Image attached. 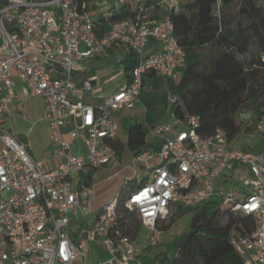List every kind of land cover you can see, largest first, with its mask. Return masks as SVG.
Segmentation results:
<instances>
[{"label": "built area", "instance_id": "obj_1", "mask_svg": "<svg viewBox=\"0 0 264 264\" xmlns=\"http://www.w3.org/2000/svg\"><path fill=\"white\" fill-rule=\"evenodd\" d=\"M107 1V12L96 18L88 0H0V264H85L87 243L107 254L93 264H143L160 243V223L172 209L197 207L216 195L222 207L253 219L250 233H230L235 253L243 264H264V146L233 147L219 127L202 135L195 114L180 118L169 109L170 120L144 123L154 143L146 140L147 147L133 155L141 165L134 171L139 181H127L125 194L104 204L87 227L78 220L79 213H90L93 172L119 164L113 114L141 102L145 75L176 80L186 57L172 20L181 0H159L153 5L163 13L159 18L149 15L147 0ZM221 5L222 0L213 4L217 19ZM123 7L127 15L113 19ZM150 40L160 49L149 51ZM114 48L135 53L137 63L117 89L93 97L96 80H75L77 63ZM36 96L43 100L57 159L53 168H43L6 126L16 115L25 117L24 100ZM176 100L168 98L170 105ZM238 118L264 141V115L243 110ZM236 167L248 173L241 176L247 190L217 182ZM143 171L147 181L141 184ZM119 207L137 214L134 235L122 232L127 220Z\"/></svg>", "mask_w": 264, "mask_h": 264}, {"label": "trees", "instance_id": "obj_2", "mask_svg": "<svg viewBox=\"0 0 264 264\" xmlns=\"http://www.w3.org/2000/svg\"><path fill=\"white\" fill-rule=\"evenodd\" d=\"M158 1L147 0L146 4L155 5ZM234 1L222 0L220 19L212 13L215 0L181 2V10L172 16V20L186 57L181 73L168 86L169 92L177 98L170 111L180 118L186 114L197 115L200 121L197 131L202 135H211L216 128H223L230 142L242 130L236 117L245 105L250 102L259 107L253 87L257 74L264 69V0L263 4L258 0H236L238 6L230 10ZM126 15L127 7H123L112 18ZM119 62L129 78L137 63L136 54L128 52ZM147 76L153 74L143 77L144 85ZM150 99L154 101L153 96ZM161 107L166 108V104ZM153 114V110L145 111L146 125L156 122ZM146 125L134 123L127 130L125 146L133 155L147 147ZM114 146L118 155L124 149L121 140ZM146 181L147 177H144L140 183ZM220 207L219 201H207L186 208L192 211L190 230L175 236L176 254L168 256L158 252L154 259L159 264H243L229 236L232 232L250 233L253 219L234 214L229 207H224L221 212ZM223 214L227 215L226 220H223ZM138 228L137 219L121 226L122 232L130 235H134Z\"/></svg>", "mask_w": 264, "mask_h": 264}, {"label": "rangeland", "instance_id": "obj_3", "mask_svg": "<svg viewBox=\"0 0 264 264\" xmlns=\"http://www.w3.org/2000/svg\"><path fill=\"white\" fill-rule=\"evenodd\" d=\"M184 1V0H183ZM260 4H263V0H258ZM105 2V1H103ZM239 1H234L230 4V10L236 8ZM124 56V53L120 51H113L108 54L91 57L86 62H79L80 76H88L87 78L95 79V89L93 91V97H102L109 94L114 90L122 81H124L123 66L119 62L120 57ZM151 77V76H150ZM149 77V78H150ZM175 80L168 79L163 76H152V79L146 80V88H152V91L148 92L143 89L140 95V101L143 104L141 107L142 114L146 110H153L154 120L160 122L166 118V108L171 106L168 98L174 95L169 92L168 86ZM254 91L257 93V102L259 107L251 105L248 102L243 110H252L255 114L264 115V69H261L257 74L254 81ZM151 96L154 97V101H151ZM93 97L87 98V101L93 102ZM166 104V108L161 107ZM26 114L25 117H18L16 120L9 119L6 122L7 127H11V130L19 137L25 138L32 149L34 158L41 163L43 168L52 167L57 163L53 152L47 148L48 136H47V121L44 118L43 113V100L40 97H31L25 103ZM141 114V115H142ZM236 119L239 121L238 116ZM141 124L145 123L143 117H140ZM242 124V123H241ZM128 125L123 123V126L118 131V138L124 144L117 157L119 162L116 166H107L98 169L93 172V194L89 203L90 213L87 215H77L78 220L82 221L84 227H87L88 223L92 221L95 216L101 210V207L110 201L117 193L125 194L127 186L125 183L136 184L140 178H135L134 171L138 172L141 165L133 159V153L125 146L127 141V128ZM125 129V130H124ZM147 142L152 140L151 136L147 134ZM260 141L259 135L248 126L242 124V130L238 136L232 140V144L237 147H243L245 150H255L258 142ZM257 143V144H255ZM262 147V146H261ZM148 174V173H147ZM146 175L143 171L141 178ZM147 176V175H146ZM241 176L248 178V173L243 168H239L233 174L231 171L225 172L223 177H219L217 182L223 184L225 188H232L235 190L241 189V191L247 190L248 186L243 184ZM227 179V181H224ZM212 200H219V196L216 195ZM120 203V201H119ZM194 208V207H192ZM121 215H125V220L132 223L134 219H137V214L132 211H127L122 207H119ZM221 212L224 207H220ZM74 217H76L74 215ZM192 217V211L186 210L184 207L172 209L169 216L160 223V227L163 230L160 243L153 247L147 258L142 260L143 264H159L154 256L158 252H164L168 256L176 254L175 236L182 233H187L190 230V220ZM223 220L227 219V215L223 214ZM144 234V229H140V235ZM88 252V251H87ZM89 256L86 259V264H89L94 257H104V253L96 250L94 254L89 251Z\"/></svg>", "mask_w": 264, "mask_h": 264}, {"label": "crops", "instance_id": "obj_4", "mask_svg": "<svg viewBox=\"0 0 264 264\" xmlns=\"http://www.w3.org/2000/svg\"><path fill=\"white\" fill-rule=\"evenodd\" d=\"M105 1V2H103ZM183 0H181L182 2ZM89 2V6H90V9L92 11V14L96 17V18H99V17H102L108 10V1L107 0H88ZM148 7V13L151 17L153 18H159L163 15V13L158 9L156 8L155 6L153 5H147ZM147 49L149 51H154V50H159L160 49V46L158 43H156L155 41L153 40H150L149 43H148V46H147ZM113 51H120L119 48H114L112 49L110 52H113ZM109 52V53H110ZM108 54V53H107ZM99 57V56H98ZM124 56L120 57L119 61L123 58ZM80 68H79V65L76 66V69H75V72H74V78L75 80H77L78 82L82 81L83 79H86L88 76H80V74H78ZM148 75V74H147ZM128 78H126L125 74H124V81H127ZM149 79H152V77L149 78V76H147V80ZM122 83H120L119 85H121ZM118 85V86H119ZM117 86V87H118ZM117 87L115 89H117ZM114 89V90H115ZM112 90V91H114ZM144 90L146 91H152V88H146V86H144ZM31 97H27L25 100H24V103L30 99ZM143 106V104L140 102L134 109L132 110H127V111H122V112H116L113 114V118L119 123V129L123 126V123L128 125L127 128H126V131L128 130L129 126L133 125L134 123H141L140 122V117H143L144 120H145V115L142 114V111H141V107ZM169 109H170V106L166 108V118L165 120H162L160 122H163V121H168L170 120V117H169ZM142 114V115H141ZM18 117H22V116H19V115H16L15 117H12L10 119H13V120H16V118ZM46 120V119H45ZM47 121V120H46ZM158 122V121H156ZM155 122V123H156ZM47 125V136H48V143H47V148L46 149H49L52 151L51 149V144H50V140H49V134H48V124ZM125 130V129H124ZM119 131V130H118ZM28 146V149L29 151L31 152V154L33 155V152H32V149L30 148V146L28 145V143L25 141V138L23 137H20ZM154 143V140H150L148 141V145L151 146L152 144ZM257 144V143H255ZM230 145L233 146V147H237L236 145L232 144L230 142ZM262 146V147H261ZM263 146H264V141L260 138V141L258 142V145L256 146L255 150H251V151H260L263 149ZM34 156V155H33ZM56 165V163H55ZM55 165H53L52 167H48V168H53ZM135 185V184H134ZM145 230H144V234L143 235H140V243L142 246H146V239H145ZM96 250H99L101 252L104 253V257L103 258H100V257H94V259H92V261L89 262V264H93L95 262V260H99V259H104L107 254L105 251H103L102 249L98 248L96 245H94L93 243H87L86 245V259L87 257L89 256V251L91 252V254H94ZM88 251V252H87ZM86 261V260H85ZM86 264V262H85Z\"/></svg>", "mask_w": 264, "mask_h": 264}]
</instances>
